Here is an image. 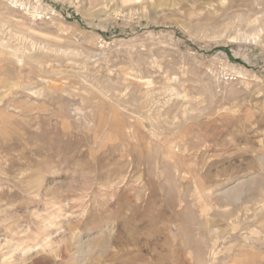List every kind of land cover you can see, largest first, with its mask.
Wrapping results in <instances>:
<instances>
[{
	"label": "rangeland",
	"instance_id": "1",
	"mask_svg": "<svg viewBox=\"0 0 264 264\" xmlns=\"http://www.w3.org/2000/svg\"><path fill=\"white\" fill-rule=\"evenodd\" d=\"M0 264H264V0H0Z\"/></svg>",
	"mask_w": 264,
	"mask_h": 264
},
{
	"label": "bare ground",
	"instance_id": "2",
	"mask_svg": "<svg viewBox=\"0 0 264 264\" xmlns=\"http://www.w3.org/2000/svg\"><path fill=\"white\" fill-rule=\"evenodd\" d=\"M66 253H67V252H66ZM66 253H65V254H66ZM65 254H64V255H65Z\"/></svg>",
	"mask_w": 264,
	"mask_h": 264
}]
</instances>
